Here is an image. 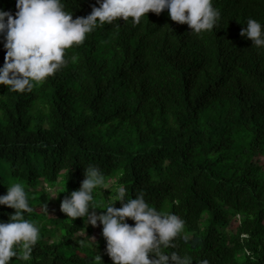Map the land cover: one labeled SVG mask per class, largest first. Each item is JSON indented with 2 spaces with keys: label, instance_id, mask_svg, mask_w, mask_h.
I'll return each instance as SVG.
<instances>
[{
  "label": "trees",
  "instance_id": "16d2710c",
  "mask_svg": "<svg viewBox=\"0 0 264 264\" xmlns=\"http://www.w3.org/2000/svg\"><path fill=\"white\" fill-rule=\"evenodd\" d=\"M212 2L221 18L211 30L194 33L167 9L121 18L68 48L67 66L31 92L0 85V195L24 184L34 209L26 218L41 233L29 258L11 264H114L103 234L91 241L93 228L60 209L89 164L111 184L106 198L123 186L126 198L143 192L184 219L165 252L192 264H264V166L255 161L264 157V48L241 35L249 17L264 25V0ZM63 3L74 18L99 6ZM0 9L15 15L16 0ZM5 54L0 36V68ZM48 188L66 192L52 198ZM15 211L0 205V220Z\"/></svg>",
  "mask_w": 264,
  "mask_h": 264
},
{
  "label": "clouds",
  "instance_id": "9594fccd",
  "mask_svg": "<svg viewBox=\"0 0 264 264\" xmlns=\"http://www.w3.org/2000/svg\"><path fill=\"white\" fill-rule=\"evenodd\" d=\"M97 3L99 6L93 5L89 15L75 18L73 12L65 9L63 0H16L15 15L0 9V36L6 49L0 85H7L8 91L31 92L38 83L67 66L68 48L82 43L98 26L121 18L127 21L131 17L133 23H139L150 11L159 15L167 9L172 20L188 24L197 34L213 29L221 18L212 0H97ZM241 35L250 38L254 46L264 48V25L257 19L249 17ZM108 183L105 173L89 164L82 186L64 197L61 211L74 220L83 218L86 226L102 224L106 251L114 264H192L190 256L163 250L175 246V238L184 229V219L151 206L143 192L126 198L123 186L116 190L115 198L112 190L106 198ZM6 185L8 191L0 195V205L16 211L7 222L0 220V264H11L13 257L21 255L29 258L41 236L37 222L26 218L34 209L24 184ZM50 191L52 198L66 192ZM116 201L122 206H115ZM129 218L135 221L134 225L128 222ZM89 239L96 242L94 236ZM95 259L103 260L99 254ZM198 264L210 262L205 258Z\"/></svg>",
  "mask_w": 264,
  "mask_h": 264
},
{
  "label": "rangeland",
  "instance_id": "374dc122",
  "mask_svg": "<svg viewBox=\"0 0 264 264\" xmlns=\"http://www.w3.org/2000/svg\"><path fill=\"white\" fill-rule=\"evenodd\" d=\"M255 161L258 162L260 165L264 166V157H257V158H255ZM108 187H111V184H108ZM50 189H53L56 192V188H48V192L50 193V195L52 197L53 192L50 191ZM55 212H56V209L53 208V210L50 212V215H54ZM88 225H90L93 228V236L96 238V241H97L99 239L100 235L102 234V227H103L102 224L100 226H92L91 224H88ZM82 233L84 234L85 232H82ZM91 241L95 242L94 240H91Z\"/></svg>",
  "mask_w": 264,
  "mask_h": 264
}]
</instances>
